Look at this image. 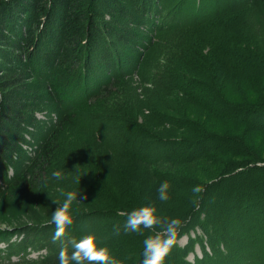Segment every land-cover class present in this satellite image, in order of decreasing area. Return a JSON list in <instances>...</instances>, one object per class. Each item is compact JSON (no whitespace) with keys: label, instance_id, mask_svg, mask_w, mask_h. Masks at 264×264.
Returning a JSON list of instances; mask_svg holds the SVG:
<instances>
[{"label":"rangeland","instance_id":"1","mask_svg":"<svg viewBox=\"0 0 264 264\" xmlns=\"http://www.w3.org/2000/svg\"><path fill=\"white\" fill-rule=\"evenodd\" d=\"M127 1V4H134V8L140 5L138 0L136 3L135 0ZM157 2L159 0H153V3ZM218 2L219 5L213 0L159 2L164 12H174V7L179 4V8H183L179 10L182 12V17L179 19H182L186 25H182L184 26L182 29L178 27L171 30L172 28L164 24L165 29L162 32L153 31L154 25L146 21L148 26L143 24L139 28V33L137 32L140 39H138L137 48L142 58L130 74L122 67L129 64V54L135 51L134 48L127 44L115 46L109 42L108 47L111 48V53L116 55L118 52L120 55L119 59L115 56L116 68L122 69L119 76L109 79L114 73L105 69L107 56L102 52L107 42L103 39L99 40L98 53L93 54L90 61L93 78L99 79L103 86L109 87L106 91L105 87L92 98H88L78 113V121L71 115L75 112L74 109L68 112L70 105L61 102L60 98L63 94L58 91L63 87L55 91L54 84L61 78L51 71L49 73L48 70L43 69L42 72H31L26 83L34 87L40 85L37 93L27 92L18 87L10 89V91L21 92L23 95H31L29 97L40 95L43 99L40 108L33 109L36 122L32 127L24 125L28 130L22 129V131L25 130L24 132L28 131L25 136L30 140V143L26 144L27 165L35 155L40 141L48 140L46 145L51 143L56 147L60 161L53 163L46 174L40 173V179H36L35 174L31 176L35 167L30 169L23 181L0 193V264L21 258L22 253H18L17 248V244L22 241L21 228L49 224L48 221L57 206L53 200H59L62 203L64 197L61 193L66 191L80 190L81 195H87L86 200L74 202V216L78 213L90 217L91 214L99 212L107 214L105 219L101 218V220L104 219L102 222L99 221V217H95L94 220L90 219V224L73 223L71 226L84 227L85 233L83 232L82 237L95 234L98 242L99 240H116L115 238L123 236L126 240L136 239L135 232L123 231L126 213L144 205H155L158 210L159 207L169 204V201L159 200L158 188L163 180L173 175L190 178L195 186L188 191L185 188L170 185L169 196H178V200L193 202L196 209L194 218L200 212L199 201L203 200L206 210L202 216L207 215L206 221L211 224L209 223L207 227L202 225L198 227L190 223L186 227L187 232L178 235L177 243L167 256L165 264H179L185 256L190 264H243V262L245 264L250 253H256L264 264V233L255 234L257 240L254 241L255 239H252L254 235L245 233L246 230L240 227L243 224L241 220H247L248 212L252 213L256 209H261V214H264V117L262 115V112L264 113V0H218ZM219 6L224 8L218 10ZM217 11L219 12L216 13ZM219 14L223 15L225 22L234 27L237 26L234 37L229 41L231 45L229 51L244 52L257 66L253 73H231L228 68L221 65V62H218L219 56L214 54L211 46L207 45L203 37L201 38L202 35L204 36V30L201 29L203 24L205 28L215 26L216 16ZM151 17L156 19L157 23V18L154 15ZM200 21H203L200 23L201 27L197 23ZM55 25L57 26L58 22H55ZM132 26L134 25H131V28ZM6 32L9 37L12 36L13 32L11 33L9 29ZM51 32L49 27V31L44 34L46 45L52 41L50 36H54ZM185 35L192 38V42L198 46L197 53L202 66L200 74L192 73L185 68H181V72L200 84H205L207 91L214 90L216 98L228 105L226 112L219 107L213 110L212 102L202 92L193 97L190 91L183 93L175 88L169 91L159 88L158 72L176 64L177 41ZM5 44L0 43V53L3 52L2 50L14 51L12 47ZM40 48H43L42 54H44L47 47L41 44ZM39 51L41 53V50ZM151 51L153 52L150 53ZM14 52H16L14 54L23 55L21 51ZM215 53L218 52L215 51ZM23 56L22 63H26L27 59ZM0 65L5 70L0 74L5 75L11 73L9 71L11 68H23L17 62L6 63L2 58H0ZM84 77L91 78V75ZM67 83L70 82L64 84ZM57 93L59 100H55ZM73 96L75 92L65 94V102H70ZM28 103H32L31 100ZM30 110L28 108L25 112L30 113ZM249 110L260 111L258 114L262 116L257 117L256 113ZM84 111L87 113L86 116ZM60 113L66 115L64 122ZM89 115L97 116L96 121L93 120V132L91 131L93 122ZM16 129L15 126L4 124L3 134L5 136L6 133L11 137L13 132H17ZM167 139H177L176 144L181 146V151L187 152L192 148L186 158L190 161L171 164L159 158L156 162H143L135 156L127 161L117 159L113 154L121 149L123 144L128 143L126 146L136 144L144 150L143 154L155 159L157 158L155 152L161 151V143L172 142ZM156 147V151L153 152ZM150 150L153 153H150ZM193 151L195 152L191 153ZM230 166L234 167L231 176H241V180L247 178L246 180L252 183L254 188L251 191L254 192L246 194L250 197L252 195L253 200L258 201L263 207L253 206L247 212L236 209L230 212L231 208L227 209L226 204L229 202L226 203L223 193H218V190L221 192L220 182L223 179L221 178L217 185L213 181L227 174L223 171ZM57 170L64 173L63 179L57 180L52 177V172ZM6 171L7 180L11 182L16 178L18 170L8 167ZM160 178H162L161 182ZM7 180H0V188L6 186ZM207 182L211 184L206 188L205 193L193 192L196 186L205 189L204 185ZM130 186L134 187L132 191L128 189ZM216 199L219 201L216 202ZM113 212L120 217H113ZM109 217L111 218L108 220ZM237 217H241L240 222ZM89 225H92L90 229ZM114 225L121 227L119 235L114 234ZM234 225L240 227L237 233L240 231V234L242 231L241 238L231 237L228 241L230 244L232 240L233 242L236 240V246L249 241L254 242L248 245L243 244L238 249L234 247L231 249L222 241L218 245L211 243L207 232L209 233L213 226L215 228L212 236L218 237L222 231L236 230L237 227ZM34 230L29 229V232L32 234ZM42 231H44L43 228L37 227V234L38 232L41 234ZM141 231L143 232V235L140 234L141 238L151 234L150 230L142 229ZM231 233L235 234L233 231ZM249 236H251L250 240ZM191 239H193L192 250L189 247L186 248ZM178 246L185 247L186 250L183 251ZM110 251L114 254L113 250L110 249ZM186 252L188 255H185Z\"/></svg>","mask_w":264,"mask_h":264},{"label":"trees","instance_id":"2","mask_svg":"<svg viewBox=\"0 0 264 264\" xmlns=\"http://www.w3.org/2000/svg\"><path fill=\"white\" fill-rule=\"evenodd\" d=\"M127 2V0H0V43H6L5 45L12 47L14 51H21L24 55L22 56L27 59L26 63H22V56L14 54L16 52L11 50H2L3 52L0 53V58L6 63L12 64L17 62L23 67L22 69L11 68L9 69L11 73L6 75L0 74V178L3 181L7 180L6 170L8 167H13L18 170L15 175L16 178L11 182L8 179L6 181V186L0 188V193L10 189L12 185L23 181L30 169L35 167L31 176L35 174V177L37 176L36 179H40V173L46 174V172H48L53 166V163L60 161V157H58L59 154L56 152V147L52 146L51 143L46 145V143L49 142L48 140L46 142L40 141L35 155L32 156L30 163L27 165V149L24 145L29 144L30 140L25 136V133L28 131H24L28 129H26L24 125L32 127L36 122L33 109L40 108L43 99L40 95L29 97L31 96L29 94L27 96L23 95L21 92H16L15 90L10 91L11 88L18 87L27 92L37 93L41 87L40 85L34 87L26 83L30 78L31 72H42L43 69L48 70L49 73L51 71L53 74H56L61 78L56 80V83L54 84L55 91L63 87L58 91V93L61 92L63 94L60 98L61 102L70 105L68 107V112H71L74 109L75 112H72L71 115H73V118L78 121V113H80V110L88 98H92L93 95L106 87L103 86L104 84L102 82H99V79L93 78L94 74L90 63L93 54L95 55L98 53L99 49L97 47L99 40L103 39V41L107 42L105 47L102 48V52L107 56L105 69L114 73L112 77H109V79H111L119 76L122 69L130 74L134 71L135 67L138 66L139 61L142 58V54H140L137 48L139 46L138 33L140 30L139 28L142 27L143 24L148 26L146 21H149L154 25L155 28L152 27L153 31H162L165 29L164 24H167L169 28H172L171 30L178 27L182 29L184 28L182 25H186L182 19H179L182 17V12H179V10L183 9L179 8V4L174 7V12H164V8L160 6L162 4L159 3L163 2V0H159L157 3H153V0H138V3H140L141 6L139 5L137 8L133 7L134 4H127ZM134 2L136 3L137 0ZM213 2H216V4L219 3L218 0H213ZM185 7L186 5L184 8ZM223 8L224 7L219 6L218 10H222ZM218 12L219 11L216 13ZM151 15H154L155 18H157V23L156 19H153ZM222 17V14L217 15L215 21L217 24H215V26L211 25L209 28H205L204 24L203 27H201L200 23L204 20L197 22L201 29L204 30V36L202 35L201 38L203 37L202 39L208 43L207 45L211 46L213 53L219 56L217 57L218 62H221V65L226 69L228 68L231 73H253L257 66L249 60L250 58L244 54V52L231 53L229 51L231 46L229 41L230 38L234 37L237 26L234 27L233 25H230V23L225 22ZM55 22H58L57 26L55 25ZM131 25H134L135 27L132 26L133 28H131ZM49 27L54 36H50L52 41L49 42V45H46L43 37H45L44 34L49 31ZM7 29H9L11 33L13 32L14 35L12 33V36L9 37L8 34H6ZM191 39L192 38L188 35H185L180 37L177 41L178 45L176 48L178 52V60L175 62V65L172 64L167 69L158 72V80H160L159 88L167 91L175 88L183 93H188V91H190V94L193 95V97L200 95V92H202L207 99L212 102L211 106L213 110L219 107L226 112L228 105H225L224 101L221 102V100L216 98L217 96L214 90L207 91L206 89L208 88L205 84H200L198 81L193 80L192 77L181 72V68H185L195 74L201 73L200 68L202 62L197 53L198 46H196ZM109 42L115 46L117 44H127L135 50L129 54V64L127 66L123 65L121 70H117V62L115 60V56L119 59L120 55L118 52L116 55L111 53L112 50L108 47ZM41 44L47 47L44 54H42L43 48H40ZM234 49L236 50V48ZM39 50H41V53ZM109 50L111 51L109 52ZM215 51L218 53H215ZM152 52L153 51L150 53ZM100 57L102 58V56ZM38 65H40L41 68ZM1 68L3 67L0 65V72H4V68ZM85 75H91V78L84 77ZM66 82L70 83L64 84ZM108 87H106L105 91ZM74 92L75 96L72 97L71 101L65 102L64 95H69ZM58 93L55 100H59ZM29 100H31L32 103L29 104ZM28 108L31 109L30 113L25 112ZM246 111L247 110H245V112ZM249 112L256 113L257 117L258 115H261L258 114L260 111L249 110ZM86 114V111H84L85 116ZM262 115L264 117L263 112ZM60 116L62 122H64L66 115L60 113ZM90 116L91 122H93V120L96 121V115H89V117ZM4 124L15 126L17 128V132L11 130V133L13 132V136H11L12 138L6 133L4 136ZM22 129L25 130L22 131ZM93 129L94 122L91 127L92 132L94 131ZM167 140L172 142L169 144L161 143V151L157 150V152H155L157 147L153 149V152L157 155V158L155 159H151L148 155L143 154L144 150H141L136 144H129V146H126L128 143L123 144L122 148L118 149L117 152H114L113 154L115 158L127 161L134 158V156L143 162H156L159 158H163L165 162L171 164L190 161L186 158L192 148L187 152H184L183 150L181 151V146L176 144L177 139ZM151 151L152 150H150V153H153ZM194 152L195 151L191 153ZM233 170L234 167L230 166L223 171L227 174H224L223 176L216 178L217 180L213 181V183H216L215 185H217L219 180L221 178L223 179L222 182H220L222 185L221 192L218 190V193H223L222 195L224 196L226 203H230L226 204L227 209L231 208L230 212H232L233 209L247 212L253 206H256V208L263 207L262 204L261 206L259 205L258 201L253 200L252 195L250 197L246 194L254 192L251 191L254 188L252 183L249 180H246L247 178L242 179L245 180L242 181L240 178L241 176H231ZM162 178H160V182ZM167 178L168 179L163 180V182L167 181L173 187H181L189 191L195 186L193 185V180L187 177L173 175L171 177L168 176ZM210 184L211 182L205 183L203 193H205L206 188L209 187ZM128 189L129 191H132L134 187L130 186ZM169 197V204L159 207L157 211L158 214H164L169 218L181 219L183 227L179 229L178 235L187 232L188 228L186 227L190 223H194L198 227L199 225H202V227L208 226L210 223H207L206 221L208 216H202L206 210L205 202L203 200H198L200 203L198 206L200 212L198 215L196 214V218H194L196 209H194L195 206L193 202L178 200V196ZM219 199H216V202H218ZM228 215L229 214L227 213V216ZM248 215L246 221L241 220L243 224H241L240 227H243V229L246 230L245 233L247 232L249 235L253 234L254 236L252 239H255L254 241H256L255 234L258 235L260 232L264 233V214H261V209H256L252 213L248 212ZM106 216L107 214H101V212L91 214V217L78 213L74 216V223H89L90 219L92 218L94 220L96 219L95 217H99V221L102 222ZM112 216L120 217V215L115 212L112 213ZM101 218L104 219L101 220ZM110 218L111 217L107 219L109 220ZM240 219L241 217H237L239 222ZM92 225H89L88 228L90 229ZM37 227L43 228L44 231H42L41 234L40 232L37 234ZM37 227L25 226L21 228L24 237L22 241L17 244L18 253L26 252L28 247H32V249L45 248L47 254L39 260L23 259L16 262L8 260V262L3 264H58V253L61 245L59 242H52V236L55 231L54 225L43 224ZM234 227L237 226L234 225ZM240 227H237L236 230L231 229L227 232L222 231L218 237H214L212 236L213 229L215 228L213 226L209 233L207 232V235L210 236L209 239L212 244L217 243L218 245L223 242L231 249L233 247L238 249L243 244L248 245L254 242L249 241V243H243L239 246L235 245L236 240H234V242L232 240V244L228 242L231 240V237L237 236L238 238H241L240 235L242 231L240 234V231L237 233V231L240 230L238 229ZM29 229L35 230L31 234ZM67 231L70 237H74L78 240L82 237L85 229L84 227L78 228L71 226ZM231 231L235 234L233 235ZM134 236L136 239L126 240V237L123 236L122 238H115L116 240H99V242L113 250L115 257L120 260L122 264H141L144 247L143 240L145 238H141L140 234L137 235L136 232ZM250 237L251 236H249V240ZM213 238L216 242L212 241ZM191 241H193V239H191L186 245V248L189 247L190 250L193 249ZM178 248L180 249L181 247L178 246ZM186 248L184 247L181 249L185 251ZM185 255H188V253L186 252ZM185 255L183 254L182 256L184 257ZM179 264H190L187 260V256L181 259ZM245 264H263V261L257 257L256 253H250V255L247 256Z\"/></svg>","mask_w":264,"mask_h":264},{"label":"clouds","instance_id":"3","mask_svg":"<svg viewBox=\"0 0 264 264\" xmlns=\"http://www.w3.org/2000/svg\"><path fill=\"white\" fill-rule=\"evenodd\" d=\"M52 177L59 180L64 178L60 170L53 171ZM170 184L164 181L158 188V198L167 202ZM204 189L200 186L193 188L194 193H201ZM63 202L53 200L57 206L52 212L49 224L55 226L52 242H59L61 247L58 253V264H122L106 245H101L95 234H87L76 239L70 237L68 229L74 223V202L84 201L87 195H81L79 191L62 192ZM79 196V198H78ZM198 206V201H197ZM124 214V213H122ZM126 221L123 231L136 232L143 235L142 229L150 230L151 234L143 240V259L141 264H165L167 256L177 243L179 229L183 222L179 218H169L158 214L155 205H144L126 213ZM159 229V231H157ZM121 227L114 225L113 232L119 235Z\"/></svg>","mask_w":264,"mask_h":264}]
</instances>
